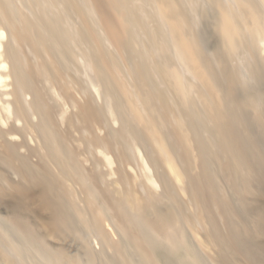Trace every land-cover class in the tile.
I'll return each instance as SVG.
<instances>
[{"label":"bare ground","instance_id":"6f19581e","mask_svg":"<svg viewBox=\"0 0 264 264\" xmlns=\"http://www.w3.org/2000/svg\"><path fill=\"white\" fill-rule=\"evenodd\" d=\"M264 264V0H0V264Z\"/></svg>","mask_w":264,"mask_h":264},{"label":"rangeland","instance_id":"374dc122","mask_svg":"<svg viewBox=\"0 0 264 264\" xmlns=\"http://www.w3.org/2000/svg\"><path fill=\"white\" fill-rule=\"evenodd\" d=\"M233 264H246V263H244V260L241 259V260H238V261L234 262Z\"/></svg>","mask_w":264,"mask_h":264}]
</instances>
